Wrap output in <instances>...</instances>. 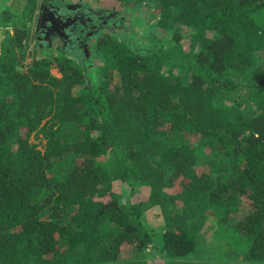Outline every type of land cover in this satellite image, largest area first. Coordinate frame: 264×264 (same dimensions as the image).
Segmentation results:
<instances>
[{"label": "trees", "instance_id": "trees-1", "mask_svg": "<svg viewBox=\"0 0 264 264\" xmlns=\"http://www.w3.org/2000/svg\"><path fill=\"white\" fill-rule=\"evenodd\" d=\"M43 1L0 14V264H264V0H118L151 6L173 45L137 53L102 32L94 82L80 46L24 70L36 10L55 0Z\"/></svg>", "mask_w": 264, "mask_h": 264}, {"label": "rangeland", "instance_id": "rangeland-1", "mask_svg": "<svg viewBox=\"0 0 264 264\" xmlns=\"http://www.w3.org/2000/svg\"><path fill=\"white\" fill-rule=\"evenodd\" d=\"M17 0H3V4L0 1V14L1 10L8 5H15ZM38 9L42 8L44 5L43 0H36ZM23 2V1H22ZM118 0H55L53 5L55 6H67L72 8L81 9L82 6L86 7V10H89L93 14L101 15L103 21L98 25V21L94 22L93 20H87L84 24H88L89 33L88 39L85 43H82L80 48L82 56H86L85 58L87 61L84 62L86 72L89 73L91 81H97L99 79V72L102 67L101 59L99 60L98 57H95L96 50H95V41L97 40L98 36L103 32L110 33L116 40H121L120 42H127L133 44L132 47L133 51L139 53L140 51L149 50L150 43L153 40L157 39L162 42V44L166 47L173 45L171 40V33L168 32L166 29L159 28V15L157 12H154L151 6L143 4L139 9H123L122 7L113 8L116 6ZM19 5H15L12 7L13 11L15 12ZM36 10L35 19L33 20L32 24H30L31 29V36L29 41L27 42V52L24 59V65L26 67L31 64L34 59H43L47 58L50 55L58 54L61 49H57L56 46H48V48L43 49L40 44L36 42L34 36V32L36 29V19L37 15L41 13L40 10ZM115 17H119L120 21H110V19H116ZM100 25L102 27H100ZM11 33L13 30L11 27L9 28ZM7 28H1L0 26V42L3 41L5 32ZM57 43V42H55ZM141 44H145L146 46L142 49L143 46ZM183 48L185 51H189L191 49V43L189 40H185L183 42ZM70 58H72L77 64H80L79 58L76 55V51L70 53ZM52 75L60 78L61 75L57 69L53 68L51 71ZM116 82H119V77H116ZM33 141V138H32ZM42 148L39 146V149ZM204 154H202L201 160V169L207 172H212V169L215 170L217 165L215 162L211 161L212 154L211 152L207 153L205 149H202ZM200 169V170H201ZM214 174V173H213ZM139 188H136V192H138ZM113 190L115 193L121 195L122 197H127L132 192V188L121 182L117 181L113 183ZM146 194L144 191L139 190L136 200L144 201L146 198ZM246 204L240 206L239 213L234 215L232 224H236L238 221L240 214L243 210H246ZM145 222L149 225L151 229H154L157 235H162L163 233V224H162V217L160 214L159 208H152L145 213ZM161 246L158 244L157 241L154 242L153 246H151L146 252L148 259L153 261H159L158 254H160ZM242 259V255L237 258V263Z\"/></svg>", "mask_w": 264, "mask_h": 264}, {"label": "flooded vegetation", "instance_id": "flooded-vegetation-1", "mask_svg": "<svg viewBox=\"0 0 264 264\" xmlns=\"http://www.w3.org/2000/svg\"><path fill=\"white\" fill-rule=\"evenodd\" d=\"M52 6L50 8L44 7L36 19L34 35L37 37L40 46L43 49L56 45L57 49L65 46L78 48L82 43H85L88 39V28H86L87 31L85 33L86 38L79 40V37L73 33L77 22H82L83 24L86 22L84 12L67 6Z\"/></svg>", "mask_w": 264, "mask_h": 264}]
</instances>
